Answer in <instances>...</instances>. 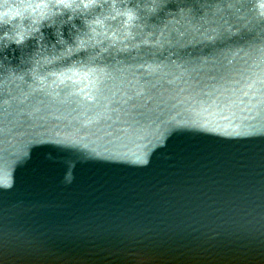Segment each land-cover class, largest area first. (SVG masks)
<instances>
[{"label":"water","instance_id":"95a60500","mask_svg":"<svg viewBox=\"0 0 264 264\" xmlns=\"http://www.w3.org/2000/svg\"><path fill=\"white\" fill-rule=\"evenodd\" d=\"M38 2L0 0V264H264V0Z\"/></svg>","mask_w":264,"mask_h":264},{"label":"snow or ice","instance_id":"6c2138e0","mask_svg":"<svg viewBox=\"0 0 264 264\" xmlns=\"http://www.w3.org/2000/svg\"><path fill=\"white\" fill-rule=\"evenodd\" d=\"M182 3L184 6L178 7L176 14L181 18L189 17L192 20H195L200 14V9L205 7L204 4L200 3V0H182ZM57 5L65 9L74 8L81 10L84 13L83 18L96 27L101 25L102 20L107 19L104 17L101 11L102 9H107L109 12H116V15L125 22H135L145 14L150 15L157 10H163L172 6L170 0H39L37 6L55 8ZM227 6L235 7L236 5L229 4ZM253 7L259 8L261 11L258 14L264 15V2L258 6L253 5ZM117 9L119 10L117 11ZM96 13H100L99 18L96 17ZM112 19H115V16ZM208 38L212 39V37ZM19 42L17 41V43ZM238 75L240 79L233 81L234 84L239 85L236 91H240L243 96L249 98L260 96V102H264V72L254 74L248 71L247 75L243 73H238ZM89 99H92V97L89 96Z\"/></svg>","mask_w":264,"mask_h":264}]
</instances>
